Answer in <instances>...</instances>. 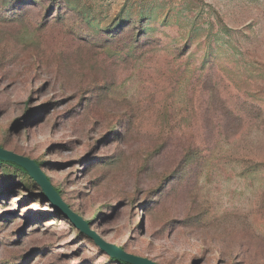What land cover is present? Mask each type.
Returning <instances> with one entry per match:
<instances>
[{
    "label": "rangeland",
    "instance_id": "rangeland-1",
    "mask_svg": "<svg viewBox=\"0 0 264 264\" xmlns=\"http://www.w3.org/2000/svg\"><path fill=\"white\" fill-rule=\"evenodd\" d=\"M0 148L155 264H264V0H0ZM0 264L117 263L0 164Z\"/></svg>",
    "mask_w": 264,
    "mask_h": 264
},
{
    "label": "water",
    "instance_id": "water-1",
    "mask_svg": "<svg viewBox=\"0 0 264 264\" xmlns=\"http://www.w3.org/2000/svg\"><path fill=\"white\" fill-rule=\"evenodd\" d=\"M0 161L11 162L24 169L36 185L39 186L45 200L50 204L51 208L68 220L77 231L90 239L100 251L104 252L110 258L126 264H155L146 258L129 254L119 247L106 242L98 233L90 228L82 216L72 211L61 199L44 172L33 160L0 148Z\"/></svg>",
    "mask_w": 264,
    "mask_h": 264
},
{
    "label": "trees",
    "instance_id": "trees-1",
    "mask_svg": "<svg viewBox=\"0 0 264 264\" xmlns=\"http://www.w3.org/2000/svg\"><path fill=\"white\" fill-rule=\"evenodd\" d=\"M35 162V161H34ZM36 163V165L40 168V166H39V164L37 163V162H35ZM0 164H5V165H7V166H10V167H13V168H15L16 170H18L19 172H21V173H23V174H25V175H27V176H29L26 172H25V170L24 169H22L21 167H19L18 165H16V164H14V163H11V162H5V161H0ZM47 177V176H46ZM30 178V177H29ZM31 179V178H30ZM47 179L49 180V178L47 177ZM50 181V180H49ZM55 189V191L58 193V195L60 196V192L56 189V188H54ZM41 190V189H40ZM86 221V220H85ZM87 222V221H86ZM88 223V222H87ZM88 225L90 226V224L88 223ZM91 228V227H90ZM79 232V231H78ZM80 233V232H79ZM81 234V233H80ZM81 235H83V234H81ZM84 236V235H83ZM86 237V236H85ZM88 239V238H87ZM90 240V239H89ZM91 241V240H90ZM93 243V242H92ZM94 244V243H93ZM109 257V256H108ZM116 262L117 263H120V261H117L116 260Z\"/></svg>",
    "mask_w": 264,
    "mask_h": 264
}]
</instances>
